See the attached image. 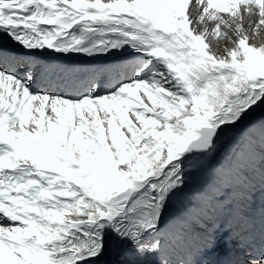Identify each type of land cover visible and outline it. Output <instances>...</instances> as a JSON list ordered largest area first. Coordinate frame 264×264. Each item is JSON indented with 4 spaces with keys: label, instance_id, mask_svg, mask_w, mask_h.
<instances>
[{
    "label": "snow or ice",
    "instance_id": "6c2138e0",
    "mask_svg": "<svg viewBox=\"0 0 264 264\" xmlns=\"http://www.w3.org/2000/svg\"><path fill=\"white\" fill-rule=\"evenodd\" d=\"M0 34L28 55L132 57L111 87L55 95L0 48V264H146L190 167L264 105V0H0ZM259 174L243 212L259 199L264 225V144ZM223 243L203 264H264V245ZM220 246L204 229L199 256Z\"/></svg>",
    "mask_w": 264,
    "mask_h": 264
},
{
    "label": "bare ground",
    "instance_id": "6f19581e",
    "mask_svg": "<svg viewBox=\"0 0 264 264\" xmlns=\"http://www.w3.org/2000/svg\"><path fill=\"white\" fill-rule=\"evenodd\" d=\"M0 48L25 56L27 65L35 77L34 87L55 95H78L89 83L106 77L109 78L108 82L101 87H111L130 70L132 63L129 52H118L117 54H123L119 56L114 54L116 53L114 51L111 55L96 58L84 54H60L52 50L28 55L18 44L3 38V34H0ZM261 122H264V109L258 108L248 120L238 128L229 130L221 139L212 164H209L207 169L203 168V178L207 180L199 192V200L194 196L193 199H188L187 194H190L194 186L189 181L183 194L174 199L157 236L163 244L160 254L150 257L146 264H161L164 258L169 260L170 264H194L197 260L203 264L205 260H216L228 251L223 239L230 233L238 235L240 241L250 247L258 249L264 245V225L261 223L259 213L260 201L257 199L254 210L246 215L243 212L245 189L242 183L244 178L252 180L257 185L260 181L259 158L261 145L264 144V129L262 132L259 130ZM249 144L252 145L251 150ZM210 157L212 155L201 159L197 165L206 164ZM253 163L256 165L255 171L250 169ZM194 168L190 167V176ZM215 175L218 177L214 178ZM208 179L211 181L210 185ZM213 188L216 189L215 194L209 202L204 203L202 197L210 194ZM197 212L198 216L191 215ZM212 225L219 231L221 246L201 257L199 249L202 245L203 230ZM0 226H7V223L0 220ZM232 247L235 248L237 257L247 259L243 247H237L235 244ZM116 259L117 256L109 257V260Z\"/></svg>",
    "mask_w": 264,
    "mask_h": 264
},
{
    "label": "rangeland",
    "instance_id": "374dc122",
    "mask_svg": "<svg viewBox=\"0 0 264 264\" xmlns=\"http://www.w3.org/2000/svg\"><path fill=\"white\" fill-rule=\"evenodd\" d=\"M118 52H116V53H114V54H117ZM129 54V53H128ZM117 55H119V56H121V55H123V54H117ZM101 58V57H100ZM111 58H113V57H111ZM111 60V59H110ZM110 60H108V61H110ZM108 77H106V78H104V79H98L96 82H92V83H98V85H100V86H104V84L106 85L107 84V82H108ZM99 80H101V81H99ZM89 84H91V83H89ZM88 87V86H87ZM86 87V88H87ZM61 93H62V90H61ZM60 94V93H59ZM260 110H262V109H264V105H262L260 108H259ZM259 130H261V132H262V128L260 127V129ZM217 151L214 153V155H212V157H210L209 159H207V163L206 164H198L194 169H193V173H192V175L190 176V180L189 181H191L192 183H193V189H192V191L190 192V194H187V196H189L188 197V199H193V197L192 196H194V197H196V199L197 200H199V192H200V190H202V188H203V183L205 184V181L207 180V178H203V174H202V171H204L203 170V168H205V169H207L210 165L209 164H212L211 163V161L213 160V158H214V156H216L217 154ZM219 165H221V163L219 164ZM208 171H210V169H208ZM218 177V175H215V177L214 178H217ZM208 181H209V185H210V183H211V181L208 179Z\"/></svg>",
    "mask_w": 264,
    "mask_h": 264
}]
</instances>
